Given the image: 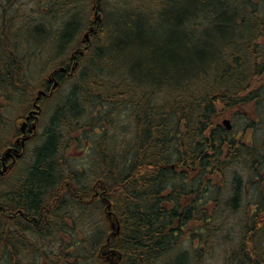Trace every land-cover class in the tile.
Listing matches in <instances>:
<instances>
[{"label":"trees","instance_id":"1","mask_svg":"<svg viewBox=\"0 0 264 264\" xmlns=\"http://www.w3.org/2000/svg\"><path fill=\"white\" fill-rule=\"evenodd\" d=\"M71 2L0 0V165L51 90L33 76L35 53L66 68L78 42L79 20L62 24ZM166 3L168 47L154 48V14L133 7L108 47L93 35L80 75H54L77 82L46 123L55 92L40 98L42 142L0 175V264H264V133L252 135L264 123V0ZM119 111L134 128L113 134ZM226 114L244 116L242 131ZM81 143L90 159L75 166Z\"/></svg>","mask_w":264,"mask_h":264},{"label":"rangeland","instance_id":"2","mask_svg":"<svg viewBox=\"0 0 264 264\" xmlns=\"http://www.w3.org/2000/svg\"><path fill=\"white\" fill-rule=\"evenodd\" d=\"M73 2L71 3H75L74 7H67L66 9L69 10V14H65L62 17V24L63 22L69 23L70 21H78V20H84V22H90L91 20L94 19V12H93V7L92 4L89 2V0H71ZM167 0H101V6H102V26L99 30V32L97 33L96 36L101 35V32H103V36L102 38L104 39L103 41L108 43L107 47L112 43V37L110 36L111 32L114 30L115 25L118 26H127V23L130 22L132 20V16L130 15L132 12L131 10L133 9V7L135 8H142L143 12L146 14H154V19L155 22L151 23L149 26V37L151 39V42L154 46V48H161V47H168V39H169V34L172 31V28L170 26H168L166 24L165 21L161 20V14L164 13L160 7H165V10L167 9V7H176L175 5L172 4H167L166 2ZM180 1V0H177ZM27 2V0H26ZM162 3V4H161ZM158 4H161L158 6ZM180 5H182L180 3ZM71 10V12H70ZM136 10V9H135ZM134 10V11H135ZM167 14V13H166ZM168 15V14H167ZM145 16V15H142ZM84 17V18H83ZM40 18V17H38ZM41 19V18H40ZM38 20L41 22V20ZM86 22L84 23V25L82 24L80 26V31L77 34L76 41L82 40V38L84 37L85 34V29L87 27ZM118 23V24H115ZM110 33L109 35L107 33ZM105 33V34H104ZM105 35V36H104ZM103 48H106V46L104 44H102ZM45 47V46H44ZM38 49V48H37ZM70 49L67 50V53H64L63 56H67L70 57V54L68 53ZM52 52H50L49 50L45 52V54H41L39 55L38 53H35L34 56V63H32L33 66V76L35 77L36 80H40L41 78H48L49 76L55 75V73L57 71H59L58 67H55L57 62H53L50 61L49 58L53 57L51 56ZM53 62V64H52ZM104 62H101L99 65L102 66ZM49 71L47 68H49ZM80 67V66H79ZM78 67V68H79ZM88 67V66H87ZM82 68H86L85 66H82ZM78 72V74H81V70H77L76 73ZM77 74V75H78ZM77 78V77H76ZM76 78L73 77L71 81H69V83L66 86H59L58 89L55 91V94L53 96V101L51 99V103L47 105V109L44 110L46 112V114H42L44 117V120L41 121L43 123H46L49 120V115L48 112L51 110V107L53 109L56 108L57 105H60L65 99L64 97L68 94V89H70V84H74L76 83ZM122 78H124V76H122ZM34 79V80H35ZM93 79V78H92ZM101 79H104V77ZM98 81V79H97ZM99 82V81H98ZM118 84L121 85V83H119V81H117ZM122 84H124L122 82ZM122 90V89H121ZM168 97L164 96L163 98L161 97L160 100H164V104H169L170 102L168 100H166ZM169 102V103H168ZM52 105V106H51ZM17 106V105H16ZM16 109V114H19L22 110L18 107H15ZM44 113V112H43ZM118 116H116L117 118V123L115 124V128L113 130V134H122L123 130L125 127L123 126H127V125H131L133 126L132 122L130 121V119L127 117L126 113L124 111H119L118 112ZM14 115V116H15ZM222 119V123L224 119H229L232 123V128H233V132H239L242 131V129L246 126L245 122L247 121L246 119H244V116L242 115H236V114H226L224 117L221 118ZM40 123V122H39ZM134 128V126H133ZM261 129H258L256 132L254 131L253 135V139L254 138H261L263 136L264 133V123L263 125L260 127ZM42 126L38 127L37 129V133L36 136L41 135L43 132ZM115 131V133H114ZM132 127L129 128V132H132ZM250 132L251 130H247V134H245L244 139L246 141H250ZM42 141H39L38 139L34 138L32 140H30L27 144V150H28V155L27 158L24 160V162L26 163H30L31 162V156H30V151L33 150L37 145H39ZM83 146V144L81 143L78 147L72 149L71 151H69L70 153L68 155L71 156V162L76 166V165H81L85 164V162H87V160L90 159L89 155L83 154L86 150L85 148L87 146H85L84 149H80ZM12 176V175H10ZM171 258V257H169ZM167 260L169 259H165L162 261V264H164Z\"/></svg>","mask_w":264,"mask_h":264},{"label":"flooded vegetation","instance_id":"3","mask_svg":"<svg viewBox=\"0 0 264 264\" xmlns=\"http://www.w3.org/2000/svg\"><path fill=\"white\" fill-rule=\"evenodd\" d=\"M89 2L92 4V7H93L94 19L91 20L90 22H86L85 21L86 24H87V27L85 29L84 37L82 38V40H79L78 42L76 41L77 40V38H76L75 41L77 43L75 45H73V47L71 48L73 51L70 52L69 62L67 64V66H65L66 68L59 67V71H57L55 73L56 76L59 73H62V72L65 73V75L69 76V75H71L70 74L71 69L73 68L74 65H76V63H79L78 67L80 66V62H79L78 58L79 57H86L87 56L88 50L91 48V46L93 44V35H95V36L97 35L96 33H90L89 38L85 39L86 41L83 42L86 33L89 32V30H90V28L92 26H95L96 31L99 32V30H100V28L102 26V23L98 26V24L96 25V22H95V18H96L95 17L96 16L95 12H96V10H98V16H100L102 18L101 0H89ZM61 7H62L61 6V2L59 1L58 2V8L56 7V12H59L61 10ZM102 21H103V19H102ZM79 22H80L81 25L82 24L84 25V23H85L84 20H81V19L79 20ZM82 51H84L83 54L81 53ZM62 69H67V70H62ZM56 80L57 79H56L55 76H53V78L52 77L50 78V76L48 77V84H49V88L50 89H52V86H53V84L55 83ZM35 100H36V98H35ZM34 103H35V101L33 102V107H34ZM32 110L33 109H31L30 111H28V113H27V115L25 117L22 116V118L19 121V126L20 127H21V125H22L23 122H27L28 124L25 127V132L24 133H22L20 131L21 129L19 128V132L17 134V137L15 138V140L13 142V145L10 147V148H12V154H13L14 157L7 158V160L5 161V163H3L2 162V159H1L0 175H2V176L4 174H6V172H9L13 168V166L17 163V161H19L20 159H22L23 157H25V152L27 151L26 148H27L28 142L26 143L25 148H23L22 138L25 137L26 135H30L31 138H32L35 135V134H32V133L29 132V129L31 128V126L34 123V121L36 120L35 115L29 116L30 115V112ZM37 128H38V126H37ZM15 149H18L19 151L18 152H15L14 151Z\"/></svg>","mask_w":264,"mask_h":264},{"label":"water","instance_id":"4","mask_svg":"<svg viewBox=\"0 0 264 264\" xmlns=\"http://www.w3.org/2000/svg\"><path fill=\"white\" fill-rule=\"evenodd\" d=\"M95 14H96V16H95V17H96V18H95V22H96V24L100 25V23H101V17L98 16V10H96ZM90 33H97L96 28H95V27H91V28H90L89 32L86 33L83 42L86 41L85 39L89 38ZM81 53L83 54L84 51H82ZM77 66H78V63H76V65L73 66L72 70L74 71V70L77 68ZM62 70H67V69H62ZM52 78H53V77H52ZM58 86H59V82H58V81H55V83H54V85H53V87H52L51 93H49V95L52 94V92H53ZM43 95H44V96H47V95H48V92H47V91H43V90L39 91V93H38V97H37L36 102H35V108H36V109L33 110L32 113L30 114V116L35 115V117H36V121L32 124L31 128L29 129L30 132H34V131H36V129H37L38 116H39V114L41 113V110H42L41 106L38 104V101H39V99H40ZM223 123H224L226 129H228V130L232 129V123H231V121H230L229 119H225V120L223 121ZM27 124H28L27 122H24V123L22 124V128H21V129H22L23 132H25V127L27 126ZM28 139H29V136H26V137H23V138H22V145H23V147H25V143H26V141H27ZM14 151H15V152H18L19 150H18V149H15ZM6 156L13 157L12 149H9V150L6 152L5 157L3 158V160H5ZM118 231H119V229H118Z\"/></svg>","mask_w":264,"mask_h":264},{"label":"bare ground","instance_id":"5","mask_svg":"<svg viewBox=\"0 0 264 264\" xmlns=\"http://www.w3.org/2000/svg\"><path fill=\"white\" fill-rule=\"evenodd\" d=\"M97 25V24H96ZM92 27H95V26H92ZM234 226H236V228L234 229L236 232H240V230H241V228H240V226H239V224L238 223H236ZM264 232V231H263ZM238 238H239V236H238ZM237 241V240H236ZM195 242V241H194ZM194 242H191V244L190 243H186V245L184 246V250H187L189 253H193L192 251L194 250L193 248H195L196 246H195V244H196V242L194 243ZM191 248L193 249V250H191ZM189 255V254H188Z\"/></svg>","mask_w":264,"mask_h":264}]
</instances>
